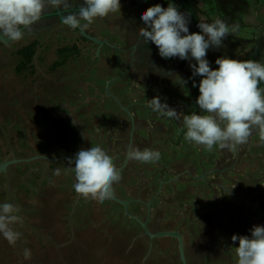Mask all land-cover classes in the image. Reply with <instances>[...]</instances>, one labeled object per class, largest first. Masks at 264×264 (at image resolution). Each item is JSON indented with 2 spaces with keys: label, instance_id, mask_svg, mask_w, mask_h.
<instances>
[{
  "label": "rangeland",
  "instance_id": "1",
  "mask_svg": "<svg viewBox=\"0 0 264 264\" xmlns=\"http://www.w3.org/2000/svg\"><path fill=\"white\" fill-rule=\"evenodd\" d=\"M170 3L188 18L189 33L201 31L189 12L195 14V22L211 23L209 19L218 9L221 19H234L240 29L244 27L240 24L261 21L256 35L237 34L233 43L241 51L253 47L250 40L256 39L263 53L255 60L264 64V0H120L135 24L132 40L142 42L139 29L145 25L141 15L147 8L157 4L167 8ZM233 11L236 18L228 17ZM63 30L67 34L62 37L61 27L56 34L46 35L47 47L41 43L33 59L20 64V57L10 53H16L15 48L27 39L14 45L1 43L0 165L5 163L8 168L0 170V205H14L11 215L17 219L9 227L19 236L9 242L0 233V264H182L178 238L150 239L143 222L151 233L177 232L186 264H208L206 260L237 264L238 241L233 243L231 237L251 236L248 206L254 211L257 204L264 205V141L259 132L254 131L246 145L236 148L215 146L208 151L187 143L182 122L153 112L148 101L159 97L182 115H204L196 104L202 77L193 76L189 66L195 60L164 59L156 48L158 57L151 61L148 58L153 52L141 55L139 51L137 59L142 58L143 64L132 60L131 67L138 70L119 76L120 69L129 65L116 52L114 76L102 77L101 70H95L101 62L94 56L95 45L79 40L85 48L67 46L75 40L69 37L75 30ZM114 32L105 37L112 40ZM229 40L227 36L222 47L207 51L212 69L218 68L215 61L230 46ZM60 50L61 57L47 60V55ZM102 50L96 56L104 57L107 50ZM62 56L69 57L65 63L60 61ZM15 66L20 68L18 72ZM258 87L264 89V83ZM115 91L125 94L124 99L114 95ZM258 142L262 149L255 152ZM96 146L119 169L122 178L113 184V196L125 203L113 198L102 202L85 199L75 191L72 160L80 150ZM130 146L158 151L161 159L147 164L129 161ZM169 152L174 153L169 156ZM224 197L226 204L221 202ZM237 202L243 219L232 223L230 230L229 218L225 222L223 213H231L230 204ZM225 240L229 244L219 248ZM210 249L213 259L205 253Z\"/></svg>",
  "mask_w": 264,
  "mask_h": 264
},
{
  "label": "clouds",
  "instance_id": "2",
  "mask_svg": "<svg viewBox=\"0 0 264 264\" xmlns=\"http://www.w3.org/2000/svg\"><path fill=\"white\" fill-rule=\"evenodd\" d=\"M50 6L62 9V24L70 29H85L96 18H106L110 13L119 12L120 0H83L75 12L68 0H0V40L19 42L32 26L41 21L44 9ZM145 27L139 29V36L145 42L154 43L159 55L164 59L179 58L195 60L190 63L193 76H200L199 96L196 104L204 115L196 112L182 115L159 97L148 101V107L155 113L171 120H180L185 129V139L189 143L206 147L212 151L219 148H236L246 145L254 131H258L264 141V64L256 60H237L227 57L217 58L218 68L212 69L207 51L220 48L224 39L234 30L233 25L217 19L211 23L198 24V33H189V20L173 4L167 8L157 4L147 8L141 15ZM84 21L85 23H82ZM195 87V83L193 84ZM129 161L154 163L161 159L158 151L150 148L141 150L130 146L127 150ZM74 161L75 191L83 198L97 201L110 199L113 184L121 180L119 169L113 158L99 147L80 150ZM59 174V170H57ZM15 207L11 203L0 205V233L12 242L19 233L9 227L17 219L11 215ZM251 236L233 235L237 264H264V226L255 225Z\"/></svg>",
  "mask_w": 264,
  "mask_h": 264
},
{
  "label": "flooded vegetation",
  "instance_id": "3",
  "mask_svg": "<svg viewBox=\"0 0 264 264\" xmlns=\"http://www.w3.org/2000/svg\"><path fill=\"white\" fill-rule=\"evenodd\" d=\"M142 0H140V2H141ZM214 0H211V3L213 2ZM68 2L72 5V7L69 9V11H72V12H75V11H77L78 10V8H79V6L81 5V4H83V0H68ZM127 4V3H126ZM229 6H230V4H229ZM47 7L48 6H46V9H47ZM123 7V8H122ZM121 8L123 9V13H120V12H118V16H117V13L115 14V16L113 15H109L108 17H106V18H103V19H101V18H96L95 19V21H94V23H92V24H90V26L91 27H89L90 29L88 30V29H82V31L84 32V34L86 35H84V34H80V28L78 27L77 29H75V31H74V33H76V32H78L79 34H80V36L79 35H77L76 37H75V34L73 33V32H71L70 34H69V37H71L72 39H75L74 41H72L69 45H67V46H76V47H78L79 49H80V47L81 48H85L84 46H82L81 45V43H80V41H82L83 43L82 44H85V45H87V44H94L95 45V47H96V50H95V57L97 58V59H100L101 60V62L99 63H97L96 65H95V67H96V69L95 70H97V68H99L100 70H101V76L102 77H104V76H114V73H115V71H114V73H113V70H117V64H116V61L114 60V59H116V58H118V55L119 54H121V56L122 55H124L123 56V58L124 59H122L123 60V62H127V64L129 65L126 69H120V71H119V76H122L123 74L125 75L126 73H127V75L129 74V73H131L132 74V72H134V71H137L138 69L137 68H135V67H131V63L130 62H134V61H136V60H140L139 62H140V64L142 65L143 63H142V58H138L137 59V56H138V53H139V51H140V53H141V55H144L143 53L144 52H146L147 50H149L151 53L153 52V56H151V57H149L148 58V60H151V61H155V59H157V55L156 54H154V51L156 50V48H157V46L154 44V43H152V42H146L145 43V41L143 40V38H142V42L141 41H139L140 39H139V37L137 38V39H139L137 42L134 40H132V35L134 34L135 35V30L133 31V28H134V25H133V22H131L132 20H131V18L129 17V13L127 14V12H128V10L126 11L125 9H124V7L126 8V5L124 6H122ZM231 7H232V5H231ZM52 8H50V7H48V10H46V11H44V13H43V16H42V19H41V21H39V22H37L36 24H34L33 26H32V31L31 32H28V33H25V37H24V39H27V41H24V42H22L21 44H20V46H18L17 48H15V52L16 53H14L13 54V52L12 53H10V55H18L19 57H20V60H19V62H18V64H20V63H23V62H25V61H23V60H26V58H28V57H26L25 56V53L24 54H22V53H19V51L20 50H22L23 48H25V47H28V46H32L31 47V52H32V54L30 55V57H29V59L31 60V59H33V57L38 53V49H40V48H42V44L44 45V47H47V44H46V42H48L49 40L46 38V35H49L50 36V34H52V33H54V34H56V30H57V28H56V25H58L59 26V24L62 22V19L60 20V18H59V16L56 14V12H60L61 13V18H62V15H66L67 13H63L62 12V9L60 10V9H57V10H54V9H52ZM191 9H188V12L190 11ZM192 12V11H191ZM229 12H231V10L229 11ZM258 13V12H257ZM189 14L192 16V18H193V23L194 24H199L200 22H198L197 20H196V22H195V14L193 15V12H192V14L189 12ZM258 14H260V13H258ZM128 15V16H127ZM117 16V17H116ZM233 16H235V12L233 11L231 14H230V16H228V17H233ZM114 17V18H113ZM56 18V21L55 20H53L54 22L53 23H49V22H51L52 21V19H55ZM130 18V19H129ZM58 19V20H57ZM131 20V21H130ZM42 23V24H41ZM100 23V24H99ZM40 25H43L41 28H39V26ZM117 26V27H116ZM189 27V26H188ZM63 29H70L69 27H67L66 25H64V24H62L61 23V33H60V36L62 37L63 35H66L67 34V32H66V30H63ZM125 29H127L126 31H125ZM35 30H37V31H35ZM43 30V31H42ZM46 30V31H45ZM114 30H116V32H114L113 33V39L111 40V37H105V36H109V33L111 32V31H114ZM119 30H120V32H119ZM35 32V33H34ZM46 32H48V34H46ZM66 32V33H65ZM189 32H191V28L189 27ZM57 33H59V31H57ZM35 34H37L38 36L36 37V35ZM30 36V38L29 37H26V36ZM59 35V34H58ZM74 35V36H73ZM41 36V37H40ZM32 37H34V38H32ZM50 38V37H49ZM92 38H95L96 40H98L99 42H100V44L98 43V42H96V41H94V40H92ZM129 39H131L133 42H131V40H129ZM80 40V41H79ZM252 40H254V41H257L256 39H254V38H252L251 39V41ZM144 42V43H143ZM1 43H2V41H0V47L2 46L1 45ZM5 44H7V45H14V42H4ZM42 43V44H41ZM148 43V44H147ZM3 44V43H2ZM136 44V45H135ZM144 44H147L148 45V47H146V49H142V47H143V45ZM254 44H256V42H254ZM128 45V46H127ZM67 46H63V48L65 49V47H67ZM3 47V46H2ZM7 47V46H6ZM105 48L106 50H107V52H104V57H102V56H96V51L98 50H101V51H99L100 53H103V50H102V48ZM144 48V47H143ZM6 49H12V46L11 47H7ZM48 49V48H47ZM46 49V50H47ZM43 50V52L45 51L44 49H42ZM49 50V49H48ZM116 50V51H115ZM152 50V51H151ZM261 50H262V48L260 49V48H258V46H257V48H256V51H254V53L251 55L250 54V59L252 60L253 58H257L259 55V53H263V51L261 52ZM13 51V50H12ZM55 51V50H54ZM259 51V52H258ZM10 52H11V50H10ZM56 52V51H55ZM59 52V53H58ZM63 51H57V53H56V55L54 56V55H52V56H46V58H47V60H50V59H52V58H56V57H61L59 54H61ZM116 52H118V55H117V53ZM4 53V52H3ZM28 54V53H27ZM46 54H48V52L46 53ZM148 55H150V53L148 54ZM69 58V57H68ZM68 58H64L63 56H62V59L60 60L61 61V63L63 62V63H65L66 62V60L68 59ZM254 59V60H255ZM29 60V61H30ZM132 60H134V61H132ZM104 61V62H103ZM105 61H107V62H105ZM96 62V61H95ZM106 65V68H105V70H104V66ZM111 69L110 71H109V73L107 74V70L106 69ZM116 68V69H115ZM18 66H15V70L18 72ZM113 69V70H112ZM128 69V70H127ZM124 70V71H123ZM155 70H157V67H155ZM128 71V72H127ZM157 72H158V70H157ZM77 76L79 75V74H76ZM117 76V75H116ZM129 76V75H128ZM187 76V75H186ZM67 85V84H66ZM69 86H71V85H69ZM61 87H65V85H63V86H61ZM118 90L120 91L121 89H119V87H118ZM78 104H80V102H78ZM123 104H124V102H123ZM86 114V113H85ZM93 115V114H92ZM160 131V130H159ZM187 143H189V142H187ZM262 143L260 142H258V144L255 146V148H256V150H255V152H257V150H259V149H262ZM254 152V153H255ZM174 152H169L168 153V155L170 156V155H172ZM175 154H176V152H175ZM254 156V155H253ZM165 162H166V160H165ZM256 170H258V169H256ZM256 170H255V172H256ZM234 177L236 178V174H234ZM230 184L231 185H233V187H234V184H235V180L233 181H230ZM240 184V183H239ZM236 185V184H235ZM240 186H241V184H240ZM221 202L223 203V204H226V197H224L222 200H221ZM238 204V202L235 204V205H232V204H230L231 205V209H232V212L231 213H223V216H224V219L223 220H225L226 218H229V226H230V230H231V227H232V223H234L235 221H238V220H240V219H243V215H241V214H239L240 212V207L237 205ZM248 208L250 209V211H251V215H250V220H248V222L249 223H252V225L254 226V225H262V226H264V205H256V206H254V211L252 210V208L250 207V206H248ZM219 219V218H218ZM222 220V221H223ZM227 220H225V222H226ZM232 221V222H231ZM211 230H215V228H210ZM229 230V229H228ZM229 230V231H230ZM236 230V229H235ZM208 231H210V230H208ZM224 231V233H225V230H223ZM222 231V232H223ZM229 231L227 232V233H229ZM231 232V231H230ZM251 233V232H250ZM229 241L230 240H225V241H222V242H220L219 243V248L221 247V244H224L225 242L226 243H228L229 244ZM199 248V247H198ZM201 249L203 248V247H200ZM214 251L213 250H207V251H205V253L206 254H208V256H212V253H213ZM201 254V253H200ZM197 255V254H196ZM209 257V258H210ZM211 259H213V257H211ZM195 261H197V260H195ZM207 262H208V264H212V261L211 260H206ZM197 262H199V261H197ZM205 262V261H204ZM204 262H203V264H204ZM215 262V261H214ZM186 263H187V261H186ZM201 264V263H200ZM205 264H207L206 262H205Z\"/></svg>",
  "mask_w": 264,
  "mask_h": 264
},
{
  "label": "crops",
  "instance_id": "4",
  "mask_svg": "<svg viewBox=\"0 0 264 264\" xmlns=\"http://www.w3.org/2000/svg\"><path fill=\"white\" fill-rule=\"evenodd\" d=\"M219 1V0H218ZM231 1V0H230ZM240 1V0H239ZM230 4V3H229ZM123 5H121V7H122ZM123 8V7H122ZM120 9V13H123V9ZM216 10V11H215ZM214 10V13L215 14H217L214 18H212V19H209L211 22H213V21H215V20H217V19H221V16H220V14L218 13V9H215ZM257 12V10L255 11V13ZM117 13V16H118V12H116ZM116 13H110L112 16L114 15L115 16V14ZM109 14V15H110ZM262 15H264V14H262ZM116 16V17H117ZM233 17H235L236 18V15L235 16H233ZM114 18V17H113ZM53 20H55L56 21V18L55 19H52V21L51 22H49L50 24L51 23H53L54 21ZM58 20V19H57ZM221 20H223L224 21V18L223 19H221ZM238 20H240V19H238ZM57 22V21H56ZM226 24H228V25H233L234 26V30L233 29H230V32H231V34L230 35H228V36H230V40H229V42H230V46L229 45H226L225 46V50H224V53L223 54H220L221 56H220V58H223V57H227V58H230V59H237V60H244L245 59V57H246V59L245 60H251L250 59V57H248L247 55L249 54V53H246L247 51H249L250 52V54L252 53H254V51H256V48H257V46H258V48H263V46L262 45H260L257 41H254L253 40V43L254 42H256V44H254V46L253 47H251V48H249V47H246L245 49H242L241 51H238V49L235 47V43H233L234 41H233V38H235L236 36H237V34H244V36H246V37H248V36H251L252 34L253 35H256V32H255V29H256V31H257V25H259V23H262L261 21H253V22H246V23H243V24H240V27H242V26H244V27H242L243 29H240V28H236L235 27V20L234 19H230V20H227V21H224ZM57 27H61V23L59 24V26L58 25H56V28ZM117 27V26H116ZM263 27H264V25H263ZM264 29V28H263ZM139 36H137V38H138ZM250 42L252 43V41L250 40ZM257 43H258V45H257ZM98 51V50H97ZM99 51H101V50H99ZM263 50H261V52H262ZM259 52V51H258ZM100 53V52H99ZM247 54V55H243V54ZM249 54V55H250ZM251 54V55H252ZM255 58H253L252 60H254ZM122 76H124V74L122 75ZM108 89V88H107ZM109 90V89H108ZM114 95H116L117 97H119V98H122L123 97V99H124V97H125V94H123V93H120L119 91H118V93H117V91H115V93H113ZM113 94H110L109 93V96H111L112 97V95ZM114 97V96H113ZM115 98V97H114ZM14 161H12L11 163H13ZM6 169L8 168V167H5Z\"/></svg>",
  "mask_w": 264,
  "mask_h": 264
},
{
  "label": "water",
  "instance_id": "5",
  "mask_svg": "<svg viewBox=\"0 0 264 264\" xmlns=\"http://www.w3.org/2000/svg\"><path fill=\"white\" fill-rule=\"evenodd\" d=\"M56 14L59 16V18L60 19H62L61 18V13L58 11V12H56ZM81 29V28H80ZM81 31V33L82 34H84V32L82 31V29L80 30ZM85 35V34H84ZM86 36V35H85ZM92 40H94V41H96V42H98L99 44H100V42L98 41V40H96L95 38H92ZM0 41H2V42H9V41H7V40H0ZM112 81H110L109 83H111ZM1 166H3V167H1ZM5 167H6V164L5 163H3V164H1L0 165V170L1 169H5ZM204 176V175H203ZM111 198H113V199H116V200H118V201H120V202H122V203H125L124 201H121V200H119V199H117L116 197H114L113 195H112V197ZM142 224V226H143V229H144V231H145V233L148 235V237L150 238V239H153V238H155V237H160V236H174V237H176V238H178V240H179V248H180V258H181V261H182V264H186V260H185V256H184V253H183V244H182V242H181V236L177 233V232H157V233H151L149 230H148V228H147V225H146V222H143V223H141Z\"/></svg>",
  "mask_w": 264,
  "mask_h": 264
},
{
  "label": "trees",
  "instance_id": "6",
  "mask_svg": "<svg viewBox=\"0 0 264 264\" xmlns=\"http://www.w3.org/2000/svg\"><path fill=\"white\" fill-rule=\"evenodd\" d=\"M31 47H32V46H28V47H25V48H23L22 50L19 51V53H22V54L25 53V56L28 57V58H26V60H23V61L29 62V60H30L29 57H30V55L32 54V52H31V51H32V50H31ZM27 53H28V54H27ZM24 64H26V63H24ZM19 67H22V65L19 66ZM19 67H18V68H19ZM19 69H20V68H19Z\"/></svg>",
  "mask_w": 264,
  "mask_h": 264
},
{
  "label": "bare ground",
  "instance_id": "7",
  "mask_svg": "<svg viewBox=\"0 0 264 264\" xmlns=\"http://www.w3.org/2000/svg\"><path fill=\"white\" fill-rule=\"evenodd\" d=\"M3 167V166H2Z\"/></svg>",
  "mask_w": 264,
  "mask_h": 264
}]
</instances>
